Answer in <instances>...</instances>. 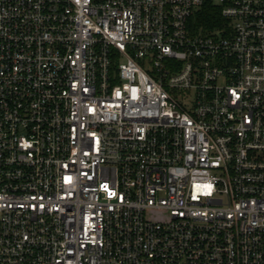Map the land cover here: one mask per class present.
<instances>
[{
  "label": "built area",
  "instance_id": "1",
  "mask_svg": "<svg viewBox=\"0 0 264 264\" xmlns=\"http://www.w3.org/2000/svg\"><path fill=\"white\" fill-rule=\"evenodd\" d=\"M0 264H264V0H0Z\"/></svg>",
  "mask_w": 264,
  "mask_h": 264
},
{
  "label": "trees",
  "instance_id": "2",
  "mask_svg": "<svg viewBox=\"0 0 264 264\" xmlns=\"http://www.w3.org/2000/svg\"><path fill=\"white\" fill-rule=\"evenodd\" d=\"M194 27L204 31L214 29L224 23V17L218 6L207 3L192 18Z\"/></svg>",
  "mask_w": 264,
  "mask_h": 264
}]
</instances>
